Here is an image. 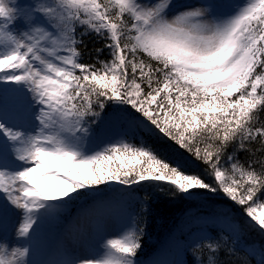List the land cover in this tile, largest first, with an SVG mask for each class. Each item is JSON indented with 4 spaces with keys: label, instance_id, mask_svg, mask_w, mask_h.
<instances>
[{
    "label": "snow or ice",
    "instance_id": "obj_1",
    "mask_svg": "<svg viewBox=\"0 0 264 264\" xmlns=\"http://www.w3.org/2000/svg\"><path fill=\"white\" fill-rule=\"evenodd\" d=\"M262 113L264 0H0V264H264Z\"/></svg>",
    "mask_w": 264,
    "mask_h": 264
},
{
    "label": "trees",
    "instance_id": "obj_2",
    "mask_svg": "<svg viewBox=\"0 0 264 264\" xmlns=\"http://www.w3.org/2000/svg\"><path fill=\"white\" fill-rule=\"evenodd\" d=\"M89 47H92L91 42L89 43ZM261 115L264 117V113ZM171 143L173 142L169 144L162 143L156 146L164 150L162 154H167L169 158L175 159L177 155L175 149L179 148V146L172 147ZM180 151L183 150L181 149ZM189 164L193 168L195 167L193 162L189 161ZM215 203H222V201L217 199ZM151 208L152 210L147 220L146 234L143 237V252L140 254L142 257L158 249L163 239L167 237L169 230L173 229L180 222L187 211L196 210L197 214H209L212 211V204L209 202H189L171 197L170 195L157 193ZM208 209L210 212H208ZM249 239L250 242H264V238L255 230L249 232ZM188 260L189 264H192L193 258L191 255L188 256ZM253 264H255V260Z\"/></svg>",
    "mask_w": 264,
    "mask_h": 264
},
{
    "label": "rangeland",
    "instance_id": "obj_3",
    "mask_svg": "<svg viewBox=\"0 0 264 264\" xmlns=\"http://www.w3.org/2000/svg\"><path fill=\"white\" fill-rule=\"evenodd\" d=\"M183 2H185V3H194V2H196V0H183ZM72 211H75V209H73ZM257 211L259 212V211H261V209H258ZM201 215H206V214H201ZM85 226L87 227V225H85ZM189 226H191V225H189ZM166 238L163 239V241H162L163 243L165 242Z\"/></svg>",
    "mask_w": 264,
    "mask_h": 264
}]
</instances>
